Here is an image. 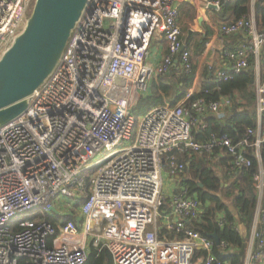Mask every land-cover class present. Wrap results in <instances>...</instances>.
Wrapping results in <instances>:
<instances>
[{
    "label": "built area",
    "instance_id": "2783aa9c",
    "mask_svg": "<svg viewBox=\"0 0 264 264\" xmlns=\"http://www.w3.org/2000/svg\"><path fill=\"white\" fill-rule=\"evenodd\" d=\"M30 2L0 0V58L22 31ZM201 4L222 6L213 0ZM177 18L174 0H89L52 75L26 112L0 128V264H85L91 249L102 248L112 264H213V243L192 228H177V216L193 222L199 207L184 199L185 192L179 201L161 204L162 175L181 179L185 166L174 152L212 157L223 149L240 168L250 167L244 155L251 149L259 164L264 136L258 127L235 144L225 135L196 141L192 129L200 117L218 113L217 103L201 99L153 107L134 119L131 109L154 75L167 74L176 58L184 73L192 69ZM221 28L251 37L249 51H224L228 66L216 79L227 81L249 68L248 54L264 56V31L256 32L253 19ZM157 37L168 53L153 68L147 58ZM258 93L260 116L264 87ZM88 171L96 172L86 193ZM253 184L260 205L262 167ZM81 197L80 224L64 221L69 199L77 204ZM33 213L61 218L55 224L28 219ZM257 224H264V215ZM197 249L204 259L193 260ZM263 251L264 228L256 227L244 264H255Z\"/></svg>",
    "mask_w": 264,
    "mask_h": 264
},
{
    "label": "trees",
    "instance_id": "16d2710c",
    "mask_svg": "<svg viewBox=\"0 0 264 264\" xmlns=\"http://www.w3.org/2000/svg\"><path fill=\"white\" fill-rule=\"evenodd\" d=\"M220 17L226 27L235 25L238 21L249 23L253 16L256 32L264 31V0H255L252 5L251 0H229L223 3L220 8ZM253 57H250L249 65L253 64ZM259 79L264 82V62L260 59ZM193 71L182 73L179 79L171 84L157 76L158 80L151 82L148 94L143 95L137 100L131 109V114L135 120L139 115V104L147 105L148 111L163 103L162 97L166 96L171 100V105L175 106L185 96L188 88L191 86ZM254 73L245 70L242 73L234 75L231 80L215 81L213 83H204L202 93L189 98V101L196 99L204 100L207 103H219L221 100H228L230 109H228L229 118L226 123L221 124L216 117L208 116L204 118V128L198 131L192 129V136L198 142H206L212 136H227L233 144L243 140L247 130H256L257 112H256V93L254 90ZM239 109H243L239 111ZM147 111V112H148ZM145 112V114L147 113ZM260 126L264 131V111L260 115ZM218 151V149H216ZM216 151V152H217ZM215 152V153H216ZM214 153V154H215ZM223 154V152H222ZM173 155L177 157L178 162L184 164L185 170L181 179H185L189 184L195 186L202 193L203 205L198 209L202 216V229L207 234L216 233L220 242L226 244V248L215 245L214 241L207 238L213 243L211 254L214 258L213 264H243L248 235L254 219L255 208L257 204V191L253 185V177L258 173V162L254 158L253 151L247 150L245 157L250 160V167H235L233 165L234 157L224 153L217 161L209 163L204 157L197 154L178 153ZM167 159V155L165 157ZM261 166L264 169V141L260 146ZM220 168V171L218 170ZM85 192H89V180L85 174ZM180 181V182H181ZM179 182V183H180ZM199 184L202 187H199ZM180 189H174L178 193ZM84 202L81 197L75 207L79 208ZM169 200H166V204ZM261 210L264 213V194L261 200ZM28 219L46 220L52 224L60 220V216L52 214L36 216L30 214ZM64 221L72 220L77 222L76 211H70L68 216L62 217ZM199 217L193 222L188 223V227L200 235L205 233L200 225H197ZM240 226H244L246 233L243 235L239 231ZM264 224L257 226V231H261ZM264 252V251H263ZM206 253L197 249L193 260L204 259ZM85 264H112L109 252L102 248L99 252L90 250Z\"/></svg>",
    "mask_w": 264,
    "mask_h": 264
},
{
    "label": "crops",
    "instance_id": "0c3cea01",
    "mask_svg": "<svg viewBox=\"0 0 264 264\" xmlns=\"http://www.w3.org/2000/svg\"><path fill=\"white\" fill-rule=\"evenodd\" d=\"M201 1L202 0H174V2L177 4V7H178L177 26L180 31V41L183 45V48L190 53V63L192 67L191 70L193 71L192 72L193 79L191 82V86L188 88L186 92V96L181 101L178 102V103H181L182 105L184 104L188 105L189 103L192 102L188 100L189 98L201 94L202 85L204 83L210 84V83L217 81L216 79L217 73L226 69L228 66V62L223 57L224 51H230L236 48L249 51V46L251 45V37L244 34L243 32H238V33L225 32L221 28L222 26H224V24L222 23L221 19H219L221 15L220 9L215 10L212 7L205 8L201 4ZM213 1H219V0H213ZM221 1L222 3H227L229 0L228 1L221 0ZM254 2L255 0H251L252 5L254 4ZM251 19H253V16ZM167 53H168V49H167V45L165 41L159 37H157L156 39H153L151 47L149 49V53H148V58H147L148 64L151 65L153 68L158 67L162 63L163 59L166 57ZM251 56L252 55L248 54V57H249L248 63L250 62ZM252 59H253V64L249 65V70L252 67L253 68L252 72L254 73V76H255L253 87L256 93L257 128L254 131H257L258 127H260L261 129L260 116L258 112L259 107H258V102H257L258 97H259L258 88L264 87V82L262 83L260 81L259 73L256 71L255 67L256 65H258V67L261 65L260 59H262V63L264 62L263 52H262V55H260L258 59H255L254 57ZM182 73L183 71L180 69L179 59L176 58L173 66L170 67L169 72L161 76V78H164L168 82V84L169 83L171 84L172 82L176 83V81L179 79V75ZM153 79H154V82L158 80L157 76L154 75L148 83V89ZM146 94H148V90L143 95H146ZM141 96L142 95L140 94L138 96V99ZM261 97L264 98V94H262ZM162 100H163V103H161L160 106L157 105L156 107H162V106H167V105L172 106L171 100H168L166 96H163ZM217 104H218V113L214 115L210 112H207L206 116L202 115L200 117L198 124L194 126L193 130L196 129L198 131V129L199 130L203 129L205 127L203 124V120L204 118L208 116L216 117L218 121H220L221 124L226 123L227 119L229 118V114L227 111L228 109H230L231 105L228 102V100H221V102ZM226 108H228L227 111L225 110ZM242 110L243 109H239V111H242ZM261 132H262V129H261ZM261 135L264 136V132H262ZM216 151L217 150H215V152ZM222 152L223 154L224 153L227 154L225 150L218 149V151L215 154H213L212 157H204V158L207 161H209V163L214 164L218 158L222 157L223 155ZM259 167H262L261 162L258 165V168ZM218 170L220 171V168H218ZM167 178H169V176ZM180 181L178 179L174 180V182H180ZM162 182H163V178H162ZM181 183H188V182L185 181V179H183L180 182V184ZM171 187H173V189H169L168 187H165L164 189L165 195L172 194L174 192V189H180L178 187L175 188L174 186H171ZM257 204H258V197H257ZM257 204L255 208L254 219L252 221V226L250 227V233L248 235L249 237L247 240L245 259H246L247 252L249 249V243L251 242V236L258 225L257 222H259V218L263 217L264 215L263 211L261 210V202H260V205H257ZM202 205H203V200H202L200 207ZM258 206H259V209H258ZM78 209L79 208L74 206L70 210L76 211V217H77L76 221H78V224H80L81 219L79 217ZM67 213L69 214L70 211H67ZM201 220H202V216L201 214H199V221L197 222V225H200L202 229L203 225L201 223ZM202 231L204 232L203 229ZM239 231L243 235L246 233V229L244 226H240ZM204 233L205 235L203 234L201 235L203 237H206L207 239V236H206L208 235L207 231H205ZM254 251H256L255 248H254ZM255 264H264V252H262V255L255 262Z\"/></svg>",
    "mask_w": 264,
    "mask_h": 264
},
{
    "label": "water",
    "instance_id": "95a60500",
    "mask_svg": "<svg viewBox=\"0 0 264 264\" xmlns=\"http://www.w3.org/2000/svg\"><path fill=\"white\" fill-rule=\"evenodd\" d=\"M88 2L34 0L22 31L0 58V128L26 112L32 95L52 75ZM206 236L220 245L216 233Z\"/></svg>",
    "mask_w": 264,
    "mask_h": 264
},
{
    "label": "rangeland",
    "instance_id": "374dc122",
    "mask_svg": "<svg viewBox=\"0 0 264 264\" xmlns=\"http://www.w3.org/2000/svg\"><path fill=\"white\" fill-rule=\"evenodd\" d=\"M33 4H34V0H31V2L29 3V14L27 16V18L29 17L30 15V12H31V9L33 7ZM139 117L143 116L145 114V112L148 111L147 109V105L145 104H139ZM135 132L133 131V134ZM104 156V154H100L98 156L95 157L94 161H97V160H100L102 157ZM96 171H88L86 173V176L87 177H90L91 175H94ZM168 175H166V172H164V175H163V186L165 187H168L169 189H173V187L171 186H174L175 188L178 187V188H183V187H186V191H185V197L184 199L190 203H192L196 209H198V207H200L201 203H202V193L193 185L189 184V183H179V182H174V180H177V179H174V178H167ZM164 187V189H165ZM69 201L72 204V208L74 207V205L76 204V199H69ZM71 208V209H72Z\"/></svg>",
    "mask_w": 264,
    "mask_h": 264
},
{
    "label": "bare ground",
    "instance_id": "6f19581e",
    "mask_svg": "<svg viewBox=\"0 0 264 264\" xmlns=\"http://www.w3.org/2000/svg\"><path fill=\"white\" fill-rule=\"evenodd\" d=\"M186 188L183 187V188H180L179 192L178 193H172L170 195H165L164 193V186L162 187V191H161V196H160V203L161 204H166V200H169V203L171 200H176V201H179L182 197V195L184 194ZM176 217V216H175ZM197 219V218H196ZM195 219V220H196ZM176 220H177V228L181 226V228H188V223H190L192 220L189 219V217H181V216H177L176 217ZM194 235H200L199 233L197 232H194ZM193 239L195 240V236H193Z\"/></svg>",
    "mask_w": 264,
    "mask_h": 264
}]
</instances>
